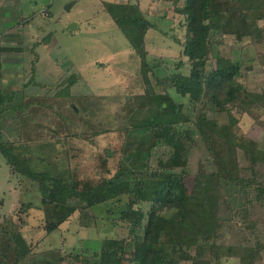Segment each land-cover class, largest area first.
I'll list each match as a JSON object with an SVG mask.
<instances>
[{"label":"rangeland","instance_id":"obj_1","mask_svg":"<svg viewBox=\"0 0 264 264\" xmlns=\"http://www.w3.org/2000/svg\"><path fill=\"white\" fill-rule=\"evenodd\" d=\"M20 1L27 3L19 6V11L20 14L25 12L24 18L27 13L32 16L30 24L25 27L30 21L28 17L20 22L0 19V28L14 29L0 34V49H14L0 50V97L4 96V100L0 99V145L3 147L0 149V264H98L91 250H100L106 239L124 241L123 264H136L132 240L135 235L144 236L152 204L138 206L146 217L140 229L131 233L122 216L110 215L104 205L90 208L75 200L71 203L79 210L58 231L48 234L42 207L43 190L39 182L19 171L67 180L72 177L77 188L84 189L115 175L122 164L132 167L133 161L127 157L133 154L132 142L136 144L137 140L136 135L131 137V130H127L131 123L125 121V114L129 116L138 109L139 97L150 87L142 75L140 59L106 11L109 4L123 0ZM180 1L181 7L184 0ZM141 2L147 18L159 28L158 31L151 29L146 38L151 88L157 94L166 93L168 87L159 86L154 73L164 78L177 72L178 65L188 62L182 55L183 47L174 41L176 37L183 38L184 33L179 28L184 21L174 12L171 2ZM69 4L73 5L67 10ZM174 30L176 35H173ZM215 47L219 56L231 57L247 67L244 83L249 90L264 89V43L249 39L237 42L230 36H217ZM36 55L39 63L37 69H33L31 61ZM183 71L188 72V66ZM75 75H79L80 80L70 88L72 98H63L66 91H60L68 87L67 83ZM168 92L177 102L188 104V100L174 90ZM64 102L67 106L62 110L60 105ZM72 107L76 112L71 111ZM235 115L245 140L258 142L259 148L264 150V106L248 113L238 111ZM187 128H192L191 123L180 125V129ZM166 135L163 133V139ZM138 136H141L139 140L143 138V134ZM6 153H10L14 162ZM170 154V148L158 145L139 163L147 164L149 171L161 170L160 161L166 162ZM210 161L206 146L197 135L186 168L187 185L192 184L202 164L207 171L215 170L208 164ZM238 163L243 174L245 168L248 170L243 178H251L250 162L242 152H239ZM261 168L259 171L264 173V166ZM173 171L180 172L181 168ZM239 191L234 186L228 194L234 209L232 214L235 210H245L249 220L240 216L231 222L229 211L224 212V225L216 244L223 247L264 245V210L247 207L255 196L253 190L242 194ZM14 234L22 236L29 248L28 255L18 263L11 239ZM208 252L209 249H205V253ZM222 264L240 262L226 258L222 259ZM257 264H264V252Z\"/></svg>","mask_w":264,"mask_h":264},{"label":"trees","instance_id":"obj_2","mask_svg":"<svg viewBox=\"0 0 264 264\" xmlns=\"http://www.w3.org/2000/svg\"><path fill=\"white\" fill-rule=\"evenodd\" d=\"M154 1L173 3L174 12L184 21L180 22L179 28H182L184 36L180 40L176 37L174 41L183 47L182 55L188 59L186 64L177 66V72L164 78L154 73L159 86L168 87L162 94L151 88V66L146 49L147 34L151 29L158 31L157 24L147 18V12L141 8V0H123L106 7L131 50L140 59L142 75L150 87L145 95L139 97L138 109L129 116L125 114V121L131 123L127 130H131V137L136 135L137 140L136 144L132 142L133 154L131 152L127 157L133 161L132 167L122 164L115 175L84 189L77 188L78 184L72 177L67 180L23 169L19 171L39 182L43 190L42 207L48 234L58 231L79 210L71 203L75 200L90 208L104 205L110 215L122 216L121 220L129 225L131 233L140 229L146 217L138 206L152 204L144 236L134 234L132 240L136 264H222V259L226 258L238 259L240 264H257L264 252L262 243L257 247H223L218 246L216 240L224 225V212L229 211L231 222L240 216L249 220L243 212L245 210H235L232 214L234 209L228 194L234 186L240 189L241 194L253 190L255 196L248 201L247 207L254 211L264 210V173L259 171L264 166V150L259 148L258 142L245 140L235 115L238 111L248 113L253 108L264 106V89L249 90L244 83L247 67L231 57L219 56L214 48L217 36H230L237 42L249 39L257 44L264 43V0H184L181 7L180 0ZM176 34L174 30L173 35ZM31 62L33 69H37L38 56ZM186 66L188 72H182ZM79 80V75L69 80L68 87L60 91H66L63 98H72L70 88ZM170 90L187 99L188 104L177 102L168 92ZM3 97L1 95L0 99L4 100ZM66 106V102L61 103L60 109L64 110ZM74 109L72 107L71 111L76 112ZM185 123H191L192 128L180 129V125ZM165 132L166 139H163ZM142 134L143 138L139 140L141 136L138 135ZM197 135L209 153L211 161L208 164L215 170L207 171L202 164L189 186L186 168ZM158 145L170 148L171 154L166 162L160 161L161 170L149 171L147 164L139 162ZM143 150H146L145 155ZM239 152L250 162L251 178H243L248 170L245 168L244 174L241 172ZM6 156L14 162L10 153ZM177 168L181 171L174 172L173 169ZM11 239L18 263L28 255L29 248L19 234H14ZM205 249H209L207 254ZM91 252L95 253L93 257H97L98 264H123L126 244L106 239L100 250Z\"/></svg>","mask_w":264,"mask_h":264},{"label":"crops","instance_id":"obj_3","mask_svg":"<svg viewBox=\"0 0 264 264\" xmlns=\"http://www.w3.org/2000/svg\"><path fill=\"white\" fill-rule=\"evenodd\" d=\"M36 4L39 5V1H37ZM22 5H27V3H22L20 0H0V19H2V20L16 19V20H19L18 22H20L21 20L28 17V18H30V21H29V23L28 22L26 23V25H25V27H26L28 24H30V22L32 20V16L30 14L28 15V13H27L26 14L27 16L24 18V13H25L24 11H22L23 14H20L19 6H22ZM46 13H45V15H46ZM7 30L14 31V29H11V28L6 27V26H2L0 28V34H3L4 31L6 32ZM29 30H30V27H29ZM14 33L16 35V32H14ZM19 33L21 34L20 31H19ZM27 33H28V31H27ZM27 33H26V35H27Z\"/></svg>","mask_w":264,"mask_h":264},{"label":"water","instance_id":"obj_4","mask_svg":"<svg viewBox=\"0 0 264 264\" xmlns=\"http://www.w3.org/2000/svg\"><path fill=\"white\" fill-rule=\"evenodd\" d=\"M71 5H73V4H69V5L67 6V10H70ZM72 27H73V26H72Z\"/></svg>","mask_w":264,"mask_h":264}]
</instances>
